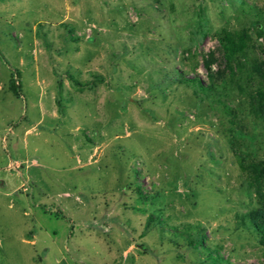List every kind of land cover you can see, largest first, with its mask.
<instances>
[{"label":"rangeland","instance_id":"obj_1","mask_svg":"<svg viewBox=\"0 0 264 264\" xmlns=\"http://www.w3.org/2000/svg\"><path fill=\"white\" fill-rule=\"evenodd\" d=\"M254 166L264 0H0V264H264Z\"/></svg>","mask_w":264,"mask_h":264},{"label":"trees","instance_id":"obj_2","mask_svg":"<svg viewBox=\"0 0 264 264\" xmlns=\"http://www.w3.org/2000/svg\"><path fill=\"white\" fill-rule=\"evenodd\" d=\"M258 27L261 28V25L259 24ZM217 37H218V42L224 54V58L227 61H230L237 55L243 54L246 50L247 42H246L245 34H241L239 35V37L234 38V36L231 33L225 30H222L220 33H218ZM184 80L187 83L196 85L202 91H207V90L212 89L210 85L207 87L202 86L201 81L197 79L196 77H193L192 79L185 78ZM15 85H16L15 82H11L10 89L16 96H18L17 90H16L17 85L16 86ZM250 173H251V176H250L251 182L253 181L255 183H259L261 180H264V168L263 167L254 166V169H251L249 171V174ZM56 216H59L58 212H56ZM254 228L256 232L260 235V244L264 248V221L262 224L254 223Z\"/></svg>","mask_w":264,"mask_h":264}]
</instances>
